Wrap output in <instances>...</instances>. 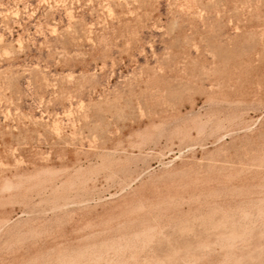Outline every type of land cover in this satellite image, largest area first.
Segmentation results:
<instances>
[{
    "label": "rangeland",
    "instance_id": "obj_1",
    "mask_svg": "<svg viewBox=\"0 0 264 264\" xmlns=\"http://www.w3.org/2000/svg\"><path fill=\"white\" fill-rule=\"evenodd\" d=\"M0 264H264V0H0Z\"/></svg>",
    "mask_w": 264,
    "mask_h": 264
}]
</instances>
